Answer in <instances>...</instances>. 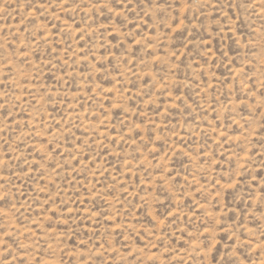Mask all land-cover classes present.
I'll return each instance as SVG.
<instances>
[{"label":"rangeland","instance_id":"1","mask_svg":"<svg viewBox=\"0 0 264 264\" xmlns=\"http://www.w3.org/2000/svg\"><path fill=\"white\" fill-rule=\"evenodd\" d=\"M0 264H264V0H0Z\"/></svg>","mask_w":264,"mask_h":264}]
</instances>
